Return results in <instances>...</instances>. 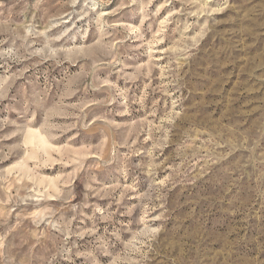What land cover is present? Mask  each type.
I'll list each match as a JSON object with an SVG mask.
<instances>
[{
	"label": "rangeland",
	"instance_id": "1",
	"mask_svg": "<svg viewBox=\"0 0 264 264\" xmlns=\"http://www.w3.org/2000/svg\"><path fill=\"white\" fill-rule=\"evenodd\" d=\"M0 264H264V0H0Z\"/></svg>",
	"mask_w": 264,
	"mask_h": 264
}]
</instances>
